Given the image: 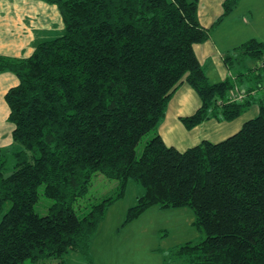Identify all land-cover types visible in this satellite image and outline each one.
Listing matches in <instances>:
<instances>
[{"label":"trees","instance_id":"16d2710c","mask_svg":"<svg viewBox=\"0 0 264 264\" xmlns=\"http://www.w3.org/2000/svg\"><path fill=\"white\" fill-rule=\"evenodd\" d=\"M45 1L59 7L65 32L30 57L0 54V73L19 79L6 94L14 142L0 151V264H68L71 252L92 261V239L131 180L144 193L124 223L156 205L196 213L206 236L174 247L175 264H264V99L249 97L264 89V42L224 56L230 69L246 67L238 77L259 72L260 88L242 101L233 99V81L209 80L194 48L241 0H226L207 28L199 0ZM183 80L201 96L199 109L181 118L187 129L234 120L252 104L259 112L223 141L180 150L157 129ZM96 173L117 180V190L84 212ZM41 188L53 200L46 214L35 207Z\"/></svg>","mask_w":264,"mask_h":264},{"label":"rangeland","instance_id":"374dc122","mask_svg":"<svg viewBox=\"0 0 264 264\" xmlns=\"http://www.w3.org/2000/svg\"><path fill=\"white\" fill-rule=\"evenodd\" d=\"M201 2L202 1L199 0V6L204 3V5H207V8H212L210 4L212 5L213 0H203V2ZM214 2L216 1L214 0ZM250 2H252V7H254L256 11V20L253 24L244 23V21L239 18L241 14H247V12H245V6ZM242 7H244V10L241 12L237 13L235 12L237 11L236 9L233 10V12L225 18L226 20L224 19L225 21L221 22L223 24L217 29L218 33L216 35H218V37L220 36V38L225 41L228 49L234 48V45L242 44V41L249 40L253 38L252 36L254 35H257L264 41V0H246V2L244 0ZM59 14L58 19L65 27L60 9ZM234 30L238 31L237 38L232 35ZM216 40L218 41L219 39ZM9 52L12 51L4 50V53L7 55ZM21 56L25 55L21 54ZM214 73H217V71H211V80L214 82L219 81V76H215ZM17 80L16 74L12 71L0 73V151H6L14 142V126L9 118L10 107L6 101V94L10 86L17 82ZM258 85L256 84V88ZM238 88L241 89V93L247 91V86ZM259 91L263 93L264 89L258 90V92ZM256 107L260 109V106L257 105ZM247 115L254 116L253 110H249ZM243 116H246V114ZM239 117L241 118V115L237 118ZM208 121L210 120H205L199 123V125H203ZM223 121L231 122L234 120L223 119ZM206 127L211 128L213 126L208 124ZM193 128H188L187 131ZM160 129L164 131L168 139L170 137V139L176 142L178 141L180 144H185L180 142L177 137H171L172 131L168 128L166 122H163V126H160ZM203 130H206V128H202L201 131H192L190 139L192 140L193 137L202 134ZM154 134L155 132H151L142 138L137 147V156L141 157L145 143L150 140ZM187 140H189V137ZM8 161L10 168H12L15 162L12 155H9ZM91 181L92 183L87 194L81 199V203L84 206L87 205L84 212L89 210L93 204H97V202L114 195L117 190L118 181L107 178L102 173H96ZM143 193V188L138 183L131 180L126 195L109 208L106 219L99 225L98 232L92 239L93 242L90 248V252L93 256L92 261L87 260L80 252H71L66 256L68 264H175L174 259L168 258L174 247L187 241H200L204 239L206 236L205 232L194 223L196 220V213L189 207L163 209L156 205L146 209L144 213L139 218L133 220V222L124 223L128 209L136 204L138 197ZM40 195L39 202L35 205L36 211L38 214H46L53 200L43 194V188H41ZM26 264H32L31 260L27 261Z\"/></svg>","mask_w":264,"mask_h":264},{"label":"crops","instance_id":"0c3cea01","mask_svg":"<svg viewBox=\"0 0 264 264\" xmlns=\"http://www.w3.org/2000/svg\"><path fill=\"white\" fill-rule=\"evenodd\" d=\"M201 1L203 2V0ZM215 1L216 2L213 0L212 5L210 4L212 8H207V5H204L202 2V5L198 8L200 23L206 28L213 26L218 18L224 13L222 4L226 0ZM243 4L244 0H241L239 6L236 8L237 11L235 12L238 13L244 10V7H242ZM245 7V12H247V14H241L239 17L240 20L242 19L244 23L247 24L255 23L256 11L254 10V7H252V2ZM59 15L58 7H56V5L53 6L45 0H0V54L17 58L30 57L40 42L55 39V37L60 36L65 32L63 23L58 19ZM224 19L221 22L226 20ZM221 22L214 28L210 38L206 42L196 43L194 46L195 53L201 62L202 68L206 72L209 80L213 83H219L229 79L234 82V86L236 87L241 88V86H247L246 90L254 89L258 82L257 80H259L256 78L257 74H259L258 71L253 72L248 76L238 77L237 71L242 70V72H246V67H243L242 69L240 67V69H238V67L230 69L226 63L224 58L225 54L231 52V50L242 44L234 45V48L231 49L226 47L225 41L221 39L220 36L218 37V35H216L218 33V27L223 24ZM232 35L237 38L238 31L234 30ZM252 37L253 38L251 39L257 38L263 41L257 35ZM216 39L219 40L217 41ZM246 41H242V43ZM4 50H10L12 52H9L7 55L4 53ZM20 52L25 56H21ZM256 64V62L249 60L247 66L248 68H255ZM210 70L212 72L214 70L217 71V73L214 74L215 76H219V81L214 82L211 80L212 75ZM18 83L19 79L12 84V86L17 85ZM249 97H254L257 102L260 98L264 99V92L257 91L256 93L249 95ZM200 104L201 96L197 94L190 83L183 80L174 91L171 102L167 106L168 110L163 122H166L168 128L171 129V137L175 136L180 142L185 144H180L178 141L176 142L170 139V137L168 139L164 131L160 129V126H163V122H161L157 131H159L166 143L173 145L180 150H186L188 147L200 144L202 140L220 142L223 141V139L234 135L241 129L246 120L254 118L259 112V109L256 107L258 104H252V106L241 115V118H236L234 121L225 122L223 121V118L212 117L209 119L210 121L203 125H199L190 129L191 131H187L181 118L195 113L199 109ZM249 110H253L254 116L247 115ZM245 114L246 116H243ZM208 124H211L213 127H206ZM197 128L200 131L202 128H206V130H203L202 134L193 137L191 140L190 134L192 131H198ZM188 137L189 140H187Z\"/></svg>","mask_w":264,"mask_h":264},{"label":"built area","instance_id":"2783aa9c","mask_svg":"<svg viewBox=\"0 0 264 264\" xmlns=\"http://www.w3.org/2000/svg\"><path fill=\"white\" fill-rule=\"evenodd\" d=\"M232 95H233V99L238 101H242L243 99H245L246 96V94L240 92V89L238 87H235L233 89Z\"/></svg>","mask_w":264,"mask_h":264}]
</instances>
